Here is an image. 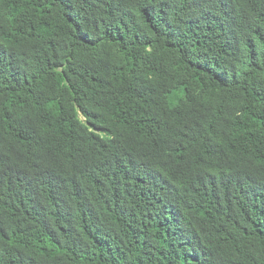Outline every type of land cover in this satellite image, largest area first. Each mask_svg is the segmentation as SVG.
Returning <instances> with one entry per match:
<instances>
[{"label":"trees","instance_id":"16d2710c","mask_svg":"<svg viewBox=\"0 0 264 264\" xmlns=\"http://www.w3.org/2000/svg\"><path fill=\"white\" fill-rule=\"evenodd\" d=\"M0 264H264V0H0Z\"/></svg>","mask_w":264,"mask_h":264}]
</instances>
